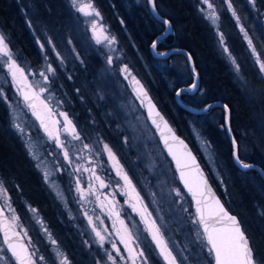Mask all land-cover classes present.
<instances>
[{
    "label": "rangeland",
    "instance_id": "obj_1",
    "mask_svg": "<svg viewBox=\"0 0 264 264\" xmlns=\"http://www.w3.org/2000/svg\"><path fill=\"white\" fill-rule=\"evenodd\" d=\"M125 1L127 3L131 1L134 5L140 4V0ZM187 1L203 28L210 51L215 59L223 65V70L227 73L230 83L236 87L242 100L253 110V117L260 118L261 116L262 118L264 115V101L260 98L261 90L253 84L250 73V70L254 72L256 67L260 71L257 58L260 61L261 58L253 43L252 47L255 49L256 55H253L252 49L249 48L248 40L245 39V33L247 32L244 28V32H241L243 22L237 14L235 17L233 16L234 9L232 7V10H229L225 0H210L218 17L215 23L206 18L207 5L202 4L201 0ZM23 2L28 6L25 14L27 15L31 34L41 53L42 62L39 66H30L18 60L15 54L10 51L16 63L24 70L25 76L32 84L36 81L43 83L39 73L45 70L48 64L55 68V75L51 77L49 84L45 85L47 91L40 93L38 88L36 90L43 101L49 103L56 110V113H59L60 122L62 121L60 112L73 117L78 133L81 135V141L73 140L70 135L63 131H61V138L69 148L75 146L78 149H82L84 143L94 144L100 140L107 143L123 166L124 171L128 173L144 205L152 214L151 219L155 220L160 227L165 241L178 262L180 264H212V256L209 254L205 242L202 243L197 235V232L201 236L202 233L199 227L192 223L195 216L191 202L183 193L177 181L175 169L160 148L156 135L148 124L141 102L138 101L131 89L133 76L136 80L141 81L139 75L146 77L148 75L145 60L141 58L142 56H138L137 64L131 61L127 62V59L121 55L122 52L119 50L116 37L92 0V6L99 12V16L85 17L76 11L72 0H59V4L62 5V9L65 10L66 14L60 19L49 17L48 21H44L48 25L41 23L33 15L34 10L33 7L30 8L31 4L28 0H23ZM80 2H87V0H80ZM258 16L264 26V11L259 12ZM237 17L239 23H237ZM92 21L97 22L95 34L91 27ZM101 28L103 31H101ZM0 35L4 36L1 30ZM221 35L223 36V44H221ZM105 36L109 39L114 37L115 43L109 45ZM247 36L249 39L251 38L248 33ZM98 39L101 41L100 43H97ZM49 40L52 41V44H49ZM188 43L193 45L189 40ZM41 45H43V48ZM53 46L56 49L55 51H53ZM225 47H227L228 52L224 51ZM194 48L200 54V63L205 65L203 55L205 51H201L198 42ZM108 56L113 57L111 65L107 62ZM93 58L97 60V77L91 79L92 81L88 84L83 81L82 88L84 89V86H87L86 95L91 97V101L94 102L97 98V105L94 109H86L84 107L85 95L83 94L85 90L82 89V92L79 88L75 89L73 86L74 97L78 103L83 105L80 107L84 108L80 109L82 116L79 118V111L76 112V115L73 101L61 83L60 77L73 84L74 80L73 77L71 78V74H74V69H83L85 62ZM3 59L6 60L7 57ZM61 60L63 63H61ZM232 60H235L236 65L239 66L238 72ZM177 64L174 67L169 62L166 66L170 67V73L178 84L185 86L189 81L186 64L183 61H178ZM125 65L131 72V76L127 78L121 72V68ZM166 66L164 68L160 67L165 69ZM257 79H259L258 81L262 80V83H264V73L260 71ZM256 84L260 85V83ZM170 88H173V84H170ZM0 93H2L0 101L7 109L10 129L19 137L27 157L32 162L33 168L43 183L45 194L54 205L56 212L65 224L76 231L83 250L87 253L88 263L112 264V261L108 259V254L111 253L117 264H126V261L122 260L121 256H118L113 250L112 242L120 249L121 255L127 257L128 253L118 236V233L124 235L125 230H127V232H131L140 238L142 250L148 264H165L164 259L159 254V249L156 248L151 235L146 230L145 222L141 219L140 214L133 211V208L127 202L128 196L121 195L116 190L117 183L123 185V181L114 174L112 162L108 160L107 155L103 154L96 157L94 153L92 154L94 162L97 165H102V167H97V174L101 175L105 182L110 185L108 188L100 189L98 181L90 180L91 173L83 171L84 167H92L87 163L90 154L87 151L81 152L83 160H75V157H73V167L68 166L67 162L64 161L62 151L56 148L55 142L48 141L37 129L36 123L20 101L18 92L11 83L6 68L0 70ZM201 94L202 90L200 88L198 93L189 96V98L193 102L201 104L203 98L197 96ZM94 111L105 119V125L94 120L96 119L92 115ZM17 125H19V128ZM258 127L259 130L264 128L263 124H258ZM20 129H23V131ZM191 130L198 152L208 172L227 202L245 217L244 223L250 229L244 210L246 208L243 207V198L239 194L233 195L227 175L217 158L212 143L202 132V129L192 124ZM109 134L114 137L113 145L106 140ZM98 147L102 151L103 145L99 144ZM244 148L243 146V154L247 155L248 150ZM53 152L57 155L50 154ZM37 157H39V160ZM40 161H43V164ZM57 161L66 169L65 171H54L58 167ZM77 164L82 165L81 171L74 173L73 169ZM45 171L50 173L47 181ZM77 175L80 176L83 188L87 189L91 182L96 189H99V199H97V195H88L87 200L80 201L79 194L76 192L75 176ZM0 182L7 190L12 209L15 210V215L18 217L16 224L19 227H13L22 233L29 251L36 252L37 264H59L57 251L67 258V264H73L66 251L55 239L40 211L29 202L20 199V192L17 189H12L13 184L8 183L4 177L0 176ZM173 189L180 191V196H177ZM109 192H112L115 196V211L119 212V218L112 212L113 205L104 199V194ZM0 203H4L3 198H0ZM132 203H136L135 199ZM101 204L104 205L103 209ZM137 207L139 208V204H137ZM252 207L256 214L263 215L264 208L258 207V205L255 206L254 203ZM31 209L36 211L33 212ZM5 211L9 217L12 215L11 211ZM85 213H87V216ZM89 217L92 219V225L89 224ZM120 221H123V224ZM93 225L105 237L103 247H101L96 234L92 231ZM50 238L56 241L55 245L51 243ZM0 256L3 257L0 264H14L1 239ZM40 256L44 257V261H39ZM256 260L259 264H264L261 255ZM128 264H130V261H128Z\"/></svg>",
    "mask_w": 264,
    "mask_h": 264
},
{
    "label": "trees",
    "instance_id": "obj_2",
    "mask_svg": "<svg viewBox=\"0 0 264 264\" xmlns=\"http://www.w3.org/2000/svg\"><path fill=\"white\" fill-rule=\"evenodd\" d=\"M28 1L31 4L30 8L33 7V15L46 25L48 23L45 22L48 21L49 17L60 19L66 14L65 10L62 9V5L59 4V0ZM92 1L116 37L119 50L122 52L121 55L127 59V62L131 61L137 64L140 56L145 60L148 75L146 74L147 77L139 75L144 87L176 133L195 152L211 185L227 209L239 219L253 249L255 260L259 255L264 259V211L263 215H259L255 213L252 207L254 203L255 206L258 205V207L264 208V182L256 171H241L235 166L232 159V145L223 127L224 111L221 108H213L208 114H195L182 108L176 101L174 93L181 85L172 77L171 69L166 65L171 62L172 66L175 67L178 61H183L187 68V61L180 54L162 60L153 58L149 47L155 37L163 31L164 25L153 18L147 0H140L139 5H134L131 1L127 3L125 0ZM154 3L158 13L170 21L174 30V37L169 36L168 41L160 43L157 46L158 51H166L177 47L188 50L199 76L202 94L197 96L203 98L202 103L193 102L188 95L181 96V100L192 106L204 105L215 100L225 103L230 110V129L237 144L239 158L244 162L258 165L264 172V128L259 130L258 127V124L264 126V115L262 118L261 116L260 118L253 117V110L242 100L236 87L230 83L227 73L223 70V65L215 59L210 51L206 35L196 19L190 3L187 0H154ZM231 4L237 16L243 22V28L251 37L250 39L261 61L264 62V26L258 16L259 12L264 11V0H231ZM27 9L28 6L23 0H0V30L6 37L7 45L16 58L35 67L41 64L42 58L27 22V15L25 14ZM188 40L193 45H190ZM166 42H169L168 46L165 45ZM197 42L201 46V51H205L203 54L205 65L200 63V54L194 48ZM96 61L93 58L85 62L83 69L75 68L74 74H71V78L73 77L74 80L73 84L60 77L61 83L73 101L75 113L79 111V118L82 116L80 113L82 104L75 99L73 86L75 89L79 88L82 91L83 81L88 84L92 81L91 79L97 77L98 66ZM158 65L163 68L166 66V68L163 69ZM252 72L250 70L253 84L260 88L261 97H259L264 101V83H262V80L258 81L259 79H257L260 71L256 67L255 71ZM186 73L189 76L188 84L191 81L188 68ZM255 74L258 75L255 76ZM256 83H260V85ZM170 84H173V88H170ZM85 86L83 89L85 91H82L85 95L84 107L87 109L89 106L90 109H94L97 105V98H95L96 102L91 101V97L86 95L87 86ZM92 115L99 124L101 122L105 125V119L100 117L96 111ZM192 124L202 129V132L212 143L217 158L227 175L233 195L239 194L243 198V207L246 208L244 210L250 229L244 223L245 217L227 202L208 172L198 152L191 130ZM106 140L110 144H114V137L111 134L106 137ZM243 146L248 150L247 155L243 154ZM0 176L4 177L8 183L13 184L12 189H17L20 192V199L29 202L40 211L55 239L66 251L73 264H89L87 253L83 250L76 231L62 221L54 205L47 198L43 183L33 168L32 162L27 157L19 137L10 129L7 109L1 101ZM256 262L259 264L257 260Z\"/></svg>",
    "mask_w": 264,
    "mask_h": 264
},
{
    "label": "snow or ice",
    "instance_id": "obj_3",
    "mask_svg": "<svg viewBox=\"0 0 264 264\" xmlns=\"http://www.w3.org/2000/svg\"><path fill=\"white\" fill-rule=\"evenodd\" d=\"M150 4L153 3V0H148ZM202 4L207 5V14L206 18H209L215 23L218 19L214 6L210 3V0H201ZM228 4L229 10H232L231 0H225ZM73 7H75L76 11L81 13L85 17H90L92 15L99 16V12L95 10L92 6L91 0H87V2H80V0H72ZM153 12L155 13V5L153 4ZM233 16H236V13L233 11ZM87 23V21H86ZM165 25L169 24L167 19L163 20ZM237 23H239V19L237 17ZM91 27L93 29V33L95 34V30L97 28V22L92 21ZM101 31L103 29L101 28ZM241 32H244L243 27H241ZM105 39L108 41V44H114L115 38L112 37L109 39L105 36ZM245 39L248 40L249 48L252 49L253 55H256L255 49L252 47V41L248 38L247 33H245ZM101 41L98 39L97 43ZM49 44H52V41L49 40ZM221 44H223V36L221 35ZM43 48V45H41ZM156 47V42L153 43V48ZM55 47L53 46V51H55ZM225 52H228L227 47L224 48ZM58 58L59 54H57ZM7 57L6 60L3 58ZM188 60L191 61V55L188 56ZM107 62L109 65L113 63V57L108 56ZM61 63L63 61L61 60ZM233 65L236 67L237 72L239 71V66L236 65L235 60H232ZM257 63L259 64L260 71L264 73V62H261L259 58H257ZM0 70L2 68H6L8 73L10 74L12 81L14 83H19L18 75L21 77H25V87L29 89L28 92L24 93V100L27 104V107L33 110V115L36 116L37 120L40 121L41 128H43L45 134L48 136L49 140L54 141L56 148L60 149L63 153L64 161L67 162L70 168L73 167L74 159L75 160H83V156L80 154L83 151H87L90 156L87 161L88 164L92 165L91 168L84 167L83 171L91 173V179L99 182V188L104 189L110 187L108 183L101 177V175L97 174V167H102V165H97L94 162L92 154L94 153L96 157H100L103 154H106L108 160L112 162L113 170L116 173V176L123 181V185L117 183L116 190L120 192L121 195L128 196V203L133 208V211L138 212L140 214L141 219L145 222L146 230L148 231L149 235L153 242L156 245V248L159 249L160 256L164 259L165 264H177L176 256L173 255V252L169 249L167 242L164 239V236L161 232L160 227L157 225L156 221L151 219V213L148 211L146 205H144L143 200L140 194L136 191V187L133 185L132 180L129 178L127 172L124 171L123 166L120 164L119 160L117 159L115 153L112 151L110 146L107 143H104L102 140L97 141L94 144L84 143L82 149H78L75 146L69 148L67 143L61 138V131L66 132L68 135L72 137L75 141H81V135L78 133L76 126L73 122L69 119L68 115L64 112H60V115L63 116V125L59 124V121H53V125H57L55 132L50 130L49 125L45 122L44 118L38 113L37 105L35 103L36 100L40 99L39 94L32 89L38 88L40 93L47 91V87L50 82L52 76L55 75V68L48 64L46 69L39 73L40 77H42L43 83L41 84L40 81H36L33 84H27V77L25 76L24 70L16 63L15 59L13 58L11 51L5 41V37L0 35ZM195 72V68L192 69ZM121 72L125 74V78L131 76V72L128 69L127 65L121 68ZM133 82L137 86L135 89L137 91V98L140 99L141 105L146 106L148 109V116L152 119V124L160 128V123H158L157 119L153 118V113H155V117H159L160 122L164 123L165 128H167V123L163 121V117L160 116V113L155 110V106L152 104L151 100L148 99L147 92L144 90L143 86L140 85L139 81L136 78L132 77ZM193 89L197 88V84L193 83ZM20 91V89H18ZM180 93L178 92L177 95ZM2 95V93H0ZM145 101L147 104L145 105ZM41 104H44V101H40ZM47 108V105L45 104ZM228 108L225 106V111ZM50 111V110H49ZM19 128V125H17ZM23 131V129H20ZM168 131L171 132V129L168 128ZM162 135V139L164 140L165 146L168 147L169 152L171 154V146L168 145V138ZM172 139H175V136H172ZM99 144L103 145V149L98 147ZM233 144H236V141L233 140ZM51 155L55 156L56 153H50ZM190 155V154H189ZM175 159V156L173 157ZM39 160V157H37ZM43 164V161H40ZM58 167L54 171H65L66 169L63 168L62 165L59 164L57 161ZM192 164L195 165V158H192ZM187 165H185L186 167ZM82 165L77 164L73 169L74 173H79L81 171ZM178 170H180V163L178 161L177 164ZM243 167L247 168L249 165L244 164ZM197 171H199L197 167ZM50 173L45 171V179L48 180ZM202 177L203 173H199ZM76 179V192L79 194L80 201L87 200L88 195H97V199L100 198L99 196V189L95 188L93 183H89L88 188L85 189L81 186V179L80 176H75ZM180 179L184 182L185 188L192 194L193 200L196 204V215L192 219V223L194 225H199L200 228L203 230V235L197 232L198 238L203 243L206 240V247L208 249L209 254L214 255L215 264H257L253 249L250 246L249 240L246 237L245 233L241 230L239 223L237 222L234 216L228 215V213L224 210L223 206L220 205L218 199L215 198L212 190L207 185L206 180H201L195 186L189 183V180L185 178V172L180 171ZM176 192L177 196H180V191L173 189ZM0 198H3L4 203L0 204V231L3 233V243L7 245L8 252L11 253V256L15 259V264H37L35 259L36 252L29 251L28 247L20 244L18 241L14 240L13 237L18 236L19 233L14 232L13 226L19 227L16 224L18 217L15 215V210L12 209L10 198L8 196L7 190L4 188L3 183L0 182ZM104 199L109 202V204L113 205L112 212L114 215L119 218V212L115 211V196L112 192L104 194ZM133 199H135L136 203H132ZM139 204V208L137 207ZM213 205L215 207H213ZM104 205L101 204V208L103 209ZM5 210L11 211L12 215L9 217L6 215ZM31 211L35 212V209H31ZM87 216V213H85ZM227 223L226 227H218L217 225H222ZM123 224V221H120ZM89 224L92 225V219L89 217ZM92 231L96 234L101 247L105 242V237L101 234L100 231L93 225ZM26 235V233H25ZM119 239L121 244H123L124 249L127 251L128 256L124 257L121 255L120 249L116 246L114 242H112V248L116 252L118 256H121L122 260L130 261V264H148L147 258L145 257V253L142 250V245L140 243V238L135 236L131 232H127L125 230L124 235H119ZM50 241L53 245L56 244L55 240ZM57 259L59 260V264H67V258L63 257L62 254L57 251L56 253ZM3 257L0 256V260ZM108 259L112 261V264H117L114 257L111 253L108 254ZM39 261H44V257L40 256Z\"/></svg>",
    "mask_w": 264,
    "mask_h": 264
},
{
    "label": "water",
    "instance_id": "obj_4",
    "mask_svg": "<svg viewBox=\"0 0 264 264\" xmlns=\"http://www.w3.org/2000/svg\"><path fill=\"white\" fill-rule=\"evenodd\" d=\"M147 2H148V0H147ZM153 4L155 5L154 0H153V3L152 4H150L148 2V7H149V11H150L151 15L153 16V18L156 21H158L159 23H161V24L164 25L163 31L157 37H155V39L150 44V47L149 48H150V52H151L153 58L162 60V59H167L170 56L175 55V54L183 55L186 58L188 72H189V74L191 76V81L189 82V84H187L185 86H181V87H179V88L176 89V91L174 93V97H175L176 101L179 103V105H181L182 108H184L186 110H189V111H191V112H193L195 114H201V115L208 114L213 108H221L224 111L223 127H224V129H225V131H226V133H227V135L229 137V140L231 142V145H232V159H233V162H234L235 166L239 170H241V171H248V170H254V171H256L260 175L261 179L264 182V172H263V170L258 165L254 164V163L242 161L239 158V156H238L237 144H235V145L233 144V140H235V139H234V137L232 135V132H231V129H230V110H229L228 106L225 103H223L221 101H218V100L217 101L215 100V101H210V102H208V103H206L204 105H201V106H192V105H189V104L184 103L181 100V96H183V95L191 96V95H194V94H196V93L199 92V90H200L199 76H198V73L196 71L193 58H192L191 61L188 60V56L191 55L188 50H186L184 48H181V47H177V48H173V49L166 50V51H161V52L158 51L157 46L160 43H163L165 41V39L167 37H169V36L174 37V30H173V27H172L170 21L167 18H165L164 16L160 15L158 13V11L156 10V7H155V13L153 12ZM164 19H167L169 21V24L168 25H165L163 23V20ZM154 42H156V47L155 48H153V43ZM193 68H195V72L192 71ZM8 77H9L11 83L13 84V86L15 87V89L17 90L20 101L22 102L23 106L27 110V113L29 114V116L36 123V125H37L40 133L47 140H49V138L45 134L43 128H41L40 121L37 120L36 116L33 115V110L31 108L27 107V104H26V102L24 100V93L29 91V89L25 87V77H21V76L18 75V81H19V83H14L12 81V78H11V76H10L9 73H8ZM139 83H140V85L143 86L144 90L147 92L148 99H150L151 102H152V104L155 106V110L160 113V116L163 117V121L167 123V126L168 127L165 128L164 123L163 122H160L159 117H155V113H153V118L157 119L158 123H160V128L157 129V127L152 124V119L149 118V116H148V109H147V107L146 106H142L143 111H144V114H145L146 119L148 121V124L153 129V131H154V133L156 135V138L158 140V143H159L160 148L162 149L163 153L167 157L168 161L173 165V167L175 169L177 181H178V183H179V185H180L183 193L185 194V196L191 202V206H192V210L194 212V216L196 215V204H195V201L193 200L192 194L188 191L187 188H185L184 182L180 179V171H184L185 172V178L188 179L189 180V183L192 184L193 186H195L201 180H206L208 187L211 188L212 193L214 194L215 198L219 200L220 205L223 206L224 210L228 213V215L234 216L236 218L237 222L239 223V225L241 227V230L243 231L242 225H241L239 219L237 218V216L234 215V214H232L227 209V207L225 206V204L223 203V201L221 200V198L219 197V195L214 190L213 186L210 183V180L208 179V176L206 174V171L202 167V164H201L200 160L198 159L197 155L195 154V152L191 149V147L189 146V144L182 137H180L176 133V131L171 126V124L169 123V121L167 120V118L158 109V107L156 106V104L152 100V98H151L150 94L148 93L147 89L144 87V85L140 81H139ZM193 83H196L197 84V88L196 89H193L192 88ZM27 84L31 85L32 83L27 79ZM136 88H137V86L133 82L131 84V89H132V92L134 93V95L137 97V91L135 90ZM18 89H20V91H18ZM32 90L37 92L36 88H34ZM178 92L180 93L179 95H177ZM38 100L35 101V103L37 105V111L44 118L45 122L48 124L46 114L43 111V109L46 108L45 107V104L47 105V103L44 102V104H41L40 102H38ZM138 100L140 101V99H138ZM146 104H147V101H145V105ZM225 106H227V108H228L227 111H225ZM48 111L49 110H46V112H48ZM168 128L171 129V132L168 131ZM162 133H163L164 136H166L168 138V145L171 146V154L169 152L168 147L165 146L164 140L162 139V135H161ZM173 135L175 136V139H172V136ZM174 156H175V159L173 158ZM192 158H195V165L192 164ZM178 161H179L180 166H181L180 167V170H178V167H177ZM244 164L249 165V167H247V168L243 167ZM185 165H187V166L185 167ZM197 167H198L199 171H197ZM199 173H203V176L201 177L199 175ZM213 207H215V206L213 205ZM6 215H7V213H6ZM227 223H229V222L225 221L224 224L217 225V226L218 227H226L227 226ZM197 226L199 227L198 224H197ZM199 229H200V231H201V233L203 235L202 228L199 227ZM12 230L14 232L19 233V235L13 237V239L16 240V241H18L20 244H23V245H25V246L28 247V244H27L24 236L22 235V233L20 231L16 230V229H14V227H13ZM0 239H1V242H2L3 246L5 247L6 251L8 252L7 245H5L3 243V233H2V231H0ZM204 242L206 244V240ZM28 249H29V247H28ZM8 253L11 256V253L10 252H8ZM211 256H212V264H215L214 255L211 254ZM11 258H12V261L14 262V264H15V259L12 256H11ZM177 264H179L178 261H177Z\"/></svg>",
    "mask_w": 264,
    "mask_h": 264
},
{
    "label": "flooded vegetation",
    "instance_id": "obj_5",
    "mask_svg": "<svg viewBox=\"0 0 264 264\" xmlns=\"http://www.w3.org/2000/svg\"><path fill=\"white\" fill-rule=\"evenodd\" d=\"M168 37L166 38V40L165 41H168ZM169 42H166L165 43V45L166 46H168L169 44H168ZM39 97H40V99L38 100V102H40L41 100H43L42 99V97L39 95ZM139 101V100H138ZM44 102H46V101H44ZM47 103V102H46ZM80 109L82 110V109H84L83 107L81 108L80 107ZM87 109H90V107H87ZM46 110H50V111H48V112H46ZM80 110V113L82 112ZM43 111H44V113L46 114V117H47V121H48V124H49V127H50V130H52L53 132H55V129H56V127H57V125H53V121H59V124L60 125H63V116L61 117V122H60V119H59V116H58V114L56 113V110L49 104V103H47V108H45V109H43ZM68 115V117H69V119L74 123V125L76 126V124H75V122H74V119H73V117L72 116H70L69 114H67ZM76 128H77V126H76ZM37 129H38V127H37ZM77 131H78V129H77ZM40 132V131H39ZM42 135V134H41ZM43 136V135H42ZM48 141H50V142H52L51 140H48ZM114 174L116 175V173H115V171H114ZM128 174V173H127ZM0 204H2V203H0ZM7 213V212H6ZM8 215V214H7ZM177 259V258H176ZM178 261V260H177ZM179 263V262H178ZM180 264V263H179Z\"/></svg>",
    "mask_w": 264,
    "mask_h": 264
}]
</instances>
